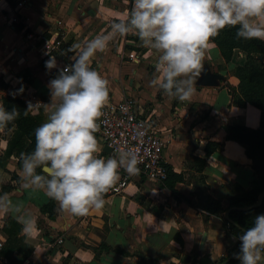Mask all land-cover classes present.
<instances>
[{
	"label": "crops",
	"instance_id": "crops-1",
	"mask_svg": "<svg viewBox=\"0 0 264 264\" xmlns=\"http://www.w3.org/2000/svg\"><path fill=\"white\" fill-rule=\"evenodd\" d=\"M17 2L22 5L17 7ZM133 2L0 0V80L9 89L35 93L42 102L39 108L45 121L44 104L51 102L48 82L58 74V68L68 65L64 59L69 65L73 62L69 46L110 33L113 22L127 18ZM12 12L20 16V22L11 25L7 19ZM18 23L21 28L16 27ZM46 40L59 44L47 52L43 48ZM130 51L136 53L137 61L125 58ZM50 56L55 57L58 68L46 69L45 61ZM243 60L244 53L233 49L225 61L209 40L203 64L210 72L219 74L220 79L214 86L196 83L191 100L180 102L152 85L160 72L158 56L151 46L131 33L117 35L89 63L108 81L112 99L131 96L141 116L149 117L161 132L165 139L162 161L174 173L181 174L182 179L174 188L190 204L174 197L157 182L128 174L123 191L104 194L101 209L74 216L53 200V216L48 217L41 210L49 200L45 193L21 187L19 156L4 158L11 130H2L0 195L7 193L13 202L23 205V210L12 213L0 208V232L4 239L0 254L9 264H140L138 254L146 260L155 257L157 264H212L228 255L237 238L221 215L208 214L192 203L193 199L201 201L198 193L224 202L233 193L254 186L257 172L243 147L223 140L227 124L240 123L250 128L258 124L257 108L248 103L241 107L231 103V88L235 90L238 83L233 70ZM6 93L0 89V97ZM250 109L253 117L247 123ZM96 138L98 157L108 156L97 135ZM206 140L222 141V149L204 156ZM193 157L204 160L201 171H197ZM25 212L34 221L27 232L19 222ZM58 238L60 243L56 242ZM101 243L118 247L128 255L98 250Z\"/></svg>",
	"mask_w": 264,
	"mask_h": 264
},
{
	"label": "clouds",
	"instance_id": "clouds-1",
	"mask_svg": "<svg viewBox=\"0 0 264 264\" xmlns=\"http://www.w3.org/2000/svg\"><path fill=\"white\" fill-rule=\"evenodd\" d=\"M110 27L107 35L70 45V65L58 68L54 56L45 61L47 70L58 68L48 82L51 102L44 104L45 121L34 129V150L21 152L18 160L21 187L42 190L74 216L104 206L103 196L119 179V169L129 175L140 173L138 153L130 149L106 160L97 155V121L109 90L108 81L91 67L90 59L105 51L117 35H137L158 56L160 75L152 85L180 102L190 101L204 71L210 38L235 27L237 38L264 41V0H134L127 18ZM32 106L29 102L24 115ZM20 115L16 107L7 110L0 100V131ZM0 208L19 213L23 205L3 193ZM19 222L26 232L34 223L27 212ZM238 239L241 243L234 258L240 264H264V214L256 215Z\"/></svg>",
	"mask_w": 264,
	"mask_h": 264
},
{
	"label": "trees",
	"instance_id": "trees-1",
	"mask_svg": "<svg viewBox=\"0 0 264 264\" xmlns=\"http://www.w3.org/2000/svg\"><path fill=\"white\" fill-rule=\"evenodd\" d=\"M16 27L21 28V25L18 23ZM236 31L237 28L235 27H226L221 30L216 37L210 38V41L216 45L220 55L225 61L229 60L233 49H238L244 53L243 62L240 65H236L233 70V74L237 77L238 83L237 93L235 94L236 97H233L234 94L231 95V103L233 102L236 106H243L248 103L257 108L259 112L258 124L255 128H250L240 123L227 124L225 125L223 140L234 141L241 145L245 156L251 160L253 168L256 170L257 167L260 166L263 168V173L256 176L254 186L251 189L235 192L226 198L224 202L208 194L203 195L204 203L202 210L208 214L221 215V217L222 213L231 206L253 204L258 194L264 189V41L259 39L246 40L237 38ZM67 53V56H69L70 52L67 51ZM259 55L261 56L260 59L258 58ZM64 60L69 65V62L66 59ZM5 88L6 85L0 80V89ZM0 100L3 101L7 110L16 107L21 112L18 119L4 129L11 130V136L4 150V158L12 154L20 156L21 152H32L35 147L34 129L44 122L40 108L27 110L28 114L24 115L26 106L20 98L6 93L0 97ZM221 149L222 141L206 140L203 145V154L204 156H208L213 152H219ZM18 160L17 164H19ZM192 160L197 164V171H201L204 160L197 157H193ZM163 167L165 169V176L159 183V186L167 189L174 197L190 204L189 199L179 194L174 188L175 184L181 181V174L174 173L168 164L163 163ZM37 172L39 173L40 169H37ZM191 194L194 195L193 192ZM192 204L198 207L200 206V201L196 199V203ZM53 209L54 203L50 198L41 208L42 211L47 213L48 217L53 216ZM259 214H264V195L258 206H253L247 210H229L228 218L231 220V223H227L224 219L223 223L237 238V242L234 246H236L239 241L238 236L243 230L252 226L254 217ZM235 224L240 226L241 229H238ZM97 249L105 251L113 250L121 255H128V253L122 249L118 247L110 248L104 243L99 244ZM238 252L239 248L236 253ZM226 256L212 264H220ZM138 258L140 264H157L155 257L146 260L143 256L138 254ZM192 263L193 262H190V264ZM237 263L238 260L233 256L225 264Z\"/></svg>",
	"mask_w": 264,
	"mask_h": 264
},
{
	"label": "built area",
	"instance_id": "built-area-1",
	"mask_svg": "<svg viewBox=\"0 0 264 264\" xmlns=\"http://www.w3.org/2000/svg\"><path fill=\"white\" fill-rule=\"evenodd\" d=\"M21 2H17L16 6L20 7ZM20 22V16L12 12L7 19L8 24ZM58 42L46 40L43 48L48 52L54 50L58 46ZM137 55L133 51L127 52L125 58L137 61ZM158 65V63H157ZM7 93L20 98L24 105L28 106L30 102L33 104L28 110L41 107L42 102L35 93H28L24 90H13L5 88ZM135 100L129 95H123L121 98L114 100L109 95L105 106L102 109V116L97 121L99 129L95 133L101 143L110 149L108 156H99V158L107 159L115 156L118 151L130 149L138 153L140 163L139 175L160 183L165 176V169L162 161V150L165 139L161 136V132L155 128L149 117H142L141 113L136 109ZM128 182V174L119 169V179L109 189L107 193L118 194L126 187ZM1 229V227H0ZM57 243L61 240L58 238ZM4 244L3 236L0 232V252ZM0 264H9V262L0 254Z\"/></svg>",
	"mask_w": 264,
	"mask_h": 264
},
{
	"label": "water",
	"instance_id": "water-1",
	"mask_svg": "<svg viewBox=\"0 0 264 264\" xmlns=\"http://www.w3.org/2000/svg\"><path fill=\"white\" fill-rule=\"evenodd\" d=\"M258 58L260 59L261 56L259 55ZM220 79V75L215 73V72H210V70L207 68V66H204V71L202 72L201 76L198 78V85L200 86H214L217 82V80ZM102 151L105 153H109L110 149L107 146L102 147ZM257 175L263 173V168L262 167H257L256 169ZM264 195V189L258 194L256 201L253 204L250 205H245V206H231L227 208L223 213H222V218L227 222L231 223V220L228 218V212L230 209H236V210H247L253 206H258L260 204L261 198ZM198 198H201L200 201V209L202 210L203 207V196L201 193L197 194ZM235 226L238 229H241L240 226L236 225ZM240 241H238L237 245L230 251V253L224 258V260L220 264H225L230 258L234 256V254L237 252L238 248L240 247Z\"/></svg>",
	"mask_w": 264,
	"mask_h": 264
},
{
	"label": "rangeland",
	"instance_id": "rangeland-1",
	"mask_svg": "<svg viewBox=\"0 0 264 264\" xmlns=\"http://www.w3.org/2000/svg\"><path fill=\"white\" fill-rule=\"evenodd\" d=\"M242 62H243V61H242ZM197 81H198V79L196 80V83H197ZM196 85H198V84H196ZM231 89H232V91H231V95L234 94L233 97H236L235 94L237 93V86L235 87V90H234V87L231 88ZM232 104H233V102H232ZM233 105H234V104H233ZM235 106H236V105H235ZM237 107H241V106H237ZM251 110H252V109H250V115H249V117L247 118V119H248L247 123H250L249 118L253 117V114L251 115ZM193 203H196V200L193 199Z\"/></svg>",
	"mask_w": 264,
	"mask_h": 264
}]
</instances>
